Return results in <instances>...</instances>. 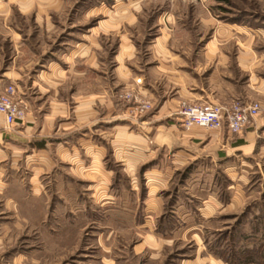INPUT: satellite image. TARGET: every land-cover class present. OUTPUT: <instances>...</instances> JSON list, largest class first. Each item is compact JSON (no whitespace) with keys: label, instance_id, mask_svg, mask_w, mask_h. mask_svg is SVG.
<instances>
[{"label":"crops","instance_id":"crops-1","mask_svg":"<svg viewBox=\"0 0 264 264\" xmlns=\"http://www.w3.org/2000/svg\"><path fill=\"white\" fill-rule=\"evenodd\" d=\"M134 1L105 10L101 2L77 0L74 13L88 20L79 38L1 66L0 93L14 85L26 114L14 126L0 114V264H27L13 236L62 234V226L69 230L72 221L87 222L88 212L111 207L120 218V210L115 212L118 176L133 192L140 190L132 216L146 231L131 247L134 255L160 248L152 241L178 230L199 233L204 251L203 237L212 231L264 236V25L220 22L206 10L198 20L210 25L211 34L195 40L187 27V34H177L183 29L181 16L167 7L157 20V34L138 46L121 30L137 21L141 7ZM51 2L13 3L46 29L52 26L50 12L59 7ZM191 8L202 11L200 4ZM15 34L10 42L30 50L22 33ZM108 36H115L110 49L104 41ZM130 85L153 104L137 119L126 116L127 104L118 98ZM234 99L262 107L238 133L185 129L176 114L180 101L227 104ZM191 213L195 222L186 228L183 218ZM230 219L237 223L227 228ZM212 221L221 224L208 230ZM98 248L97 264H119L109 247ZM204 259L212 264V257ZM195 260L181 257L180 263Z\"/></svg>","mask_w":264,"mask_h":264},{"label":"rangeland","instance_id":"rangeland-1","mask_svg":"<svg viewBox=\"0 0 264 264\" xmlns=\"http://www.w3.org/2000/svg\"><path fill=\"white\" fill-rule=\"evenodd\" d=\"M76 1L53 0L50 5L52 7L59 5V7L55 12L49 11L50 15L52 14L50 18L52 26L45 29L43 24H39L42 22L34 23L32 12L21 13L13 3L15 0H0V68L7 61L17 62L20 60L19 62H25L24 60H27V58H37L39 57L37 55L49 53L52 49H56V46L60 45L61 47L64 43L68 44L73 42L72 40L75 38H79L82 26L88 20L74 13L73 3ZM93 1L101 2V8L104 7L105 10L111 8L110 6L113 3L117 5L133 3L131 2L133 0ZM32 2L34 3V0ZM134 2H136L135 4L139 3L141 7L137 12V21L132 26L125 25L121 30L135 39L138 46H144L145 42L150 41L157 34V20H161L159 17L167 7L170 11H172L170 8L175 9L181 16L178 24L183 29L182 31L178 29L177 34H187L184 28L187 27L189 28L188 34L195 40L198 37L211 34L210 25L198 20V16H202L203 11L206 13L209 10L213 19L220 22L235 21L251 26L264 25V0H136ZM196 4L201 5V12L195 9L192 10L191 7ZM95 11L96 9L92 11L94 15H96ZM41 12H37V21L42 19ZM88 19L90 22L93 18L89 16ZM14 31L21 32V36L30 42V50L26 48L19 49V43L10 42V38L15 40L16 34ZM114 37L108 36L104 40L108 49L113 47ZM195 40H192V42L194 43ZM104 55H106V52ZM122 89L121 91L131 89L134 93H137V87L134 85ZM117 179L118 182H116L121 184L120 189H118L121 196L116 200L117 204L115 206L117 205L119 209L115 208V212L117 213L120 210V218L117 219L113 216L114 212L112 211H114V208L111 207V209L104 212L101 210L88 212L87 222L85 219L72 221L73 224L69 226V230L63 228V226L62 229L57 228L62 234L33 235L31 234L32 231H28L26 234L13 236L11 240L18 239L23 246L19 249L25 254L27 264H97L98 257L101 254L98 247H109L110 252L108 254L118 259L119 264H181V257L191 260V262L196 259L193 264H208L204 257H212V264H230L222 260L219 255L232 259L236 264H243L241 262L243 250L256 251V255L251 258L252 261L246 264H264L260 262L261 258L259 256L264 253V236H256L258 240L254 237H244L240 234V229L234 236L227 235L226 232L220 234L222 232L213 231L205 234L203 238L207 245L206 252L202 249L204 245L199 233L195 232L194 235L190 234L189 236L180 235L178 233L180 230H178L170 237H159L160 239H157V242L152 241L155 247L160 248L148 249L146 252L134 255L130 251L131 247L142 240L146 231V229L138 227V220L132 216L136 211L140 190L137 188L133 192L126 187L127 183L122 176H118ZM218 181L223 182V178L220 176ZM128 197L130 200H128ZM126 201H130V204ZM183 212L184 209L180 208L179 213ZM102 213H104V216H100ZM183 219L185 221L184 227L188 228L192 224L194 225L195 218L192 213L187 214ZM227 221V228L229 225L233 224L234 226L237 223L234 219ZM48 222L53 225L56 224L55 220ZM216 222H209L208 230L211 229L212 223L213 225L221 224V221ZM28 227L33 229L34 225L30 224ZM247 238H253L252 243H246ZM247 244L249 247H246ZM207 252H212V256Z\"/></svg>","mask_w":264,"mask_h":264},{"label":"built area","instance_id":"built-area-1","mask_svg":"<svg viewBox=\"0 0 264 264\" xmlns=\"http://www.w3.org/2000/svg\"><path fill=\"white\" fill-rule=\"evenodd\" d=\"M135 83L139 84L140 79H136ZM118 98L126 102V116L129 118L137 119L153 108L149 99L140 97L131 89L121 91ZM261 109L258 101L243 102L238 99L227 104L180 101L176 114L185 129L198 126L204 129L224 128L229 133H238L254 121ZM0 114L8 126L22 122L25 117L26 105L16 97V88L12 84L7 85L0 93Z\"/></svg>","mask_w":264,"mask_h":264},{"label":"trees","instance_id":"trees-1","mask_svg":"<svg viewBox=\"0 0 264 264\" xmlns=\"http://www.w3.org/2000/svg\"><path fill=\"white\" fill-rule=\"evenodd\" d=\"M160 227V226H159ZM162 229V228H160ZM256 252V251H255ZM254 250H243V253H242V256H241V259H242V263L243 264H246L248 263L249 261H252L251 258L254 257L256 254H255ZM212 253V252H211ZM260 258H261V261L262 263H264V253H262L261 255H259ZM219 257L224 260L225 262H228L230 264H236L232 259H227L225 258L224 256L222 255H219Z\"/></svg>","mask_w":264,"mask_h":264}]
</instances>
